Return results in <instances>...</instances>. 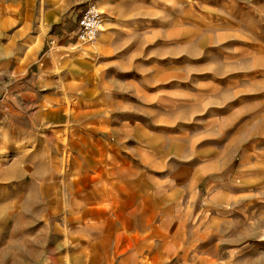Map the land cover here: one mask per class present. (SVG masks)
I'll use <instances>...</instances> for the list:
<instances>
[{
	"label": "rangeland",
	"instance_id": "374dc122",
	"mask_svg": "<svg viewBox=\"0 0 264 264\" xmlns=\"http://www.w3.org/2000/svg\"><path fill=\"white\" fill-rule=\"evenodd\" d=\"M40 1L0 17V264H264V0Z\"/></svg>",
	"mask_w": 264,
	"mask_h": 264
},
{
	"label": "crops",
	"instance_id": "0c3cea01",
	"mask_svg": "<svg viewBox=\"0 0 264 264\" xmlns=\"http://www.w3.org/2000/svg\"><path fill=\"white\" fill-rule=\"evenodd\" d=\"M42 1V2H41ZM39 5H38V9H41L42 7H44L46 4L43 2V0H41ZM17 2H21V4H25V2H28V0H0V17H2V15H6V12L7 14L9 15H12L13 14V18H16L17 19L19 17H21L23 14L22 13H19L17 10L18 8L15 7V4ZM19 7V6H18ZM23 6H20V8H22ZM15 8L17 9L15 11ZM46 8V6L44 7ZM32 9V8H31ZM13 12V13H12ZM17 12V13H16ZM78 16V15H77ZM76 16V18H77ZM39 18V17H38ZM26 19V18H25ZM42 19L45 21V22H48L49 20V16L47 14H42ZM75 24H76V19H75V22H74V27L72 30H70V33L68 36L65 35V37H67L69 40H71V44L72 46H78L79 41L76 40V38L73 36V31H74V28H75ZM69 48V47H68ZM123 174L125 176H131V173H130V170L126 168L125 172H123ZM93 180H90L91 183ZM135 182L138 183L139 180L137 179H134ZM101 189V188H100ZM104 195L103 193V189L100 190V192H95V195ZM122 197V204L121 206H125V200H126V193H123V196ZM81 215H90L91 213L94 212V214H101V219L99 221V223L97 224H94L92 225L91 224V228H92V231L93 232H96V233H100L101 234V241H108L109 240V234H107V231H106V228L107 226L115 221L117 218H120V214L118 211L116 210H107V207L106 208H96L94 210L92 209H88V210H85L82 208V211H81ZM113 213V216L110 215ZM108 214V215H107ZM115 216V217H114ZM145 217L143 215H141L140 213H138L136 215V218L134 220V222L136 224H139V222H142V220L144 219ZM132 221L129 219L128 220V223H131ZM142 227L144 229V231L146 232L144 235L140 236V237H137V239H141V240H146L147 237H151L154 235V233L156 232V228L149 223V221L146 219V223H142ZM95 230H98V231H95Z\"/></svg>",
	"mask_w": 264,
	"mask_h": 264
},
{
	"label": "built area",
	"instance_id": "2783aa9c",
	"mask_svg": "<svg viewBox=\"0 0 264 264\" xmlns=\"http://www.w3.org/2000/svg\"><path fill=\"white\" fill-rule=\"evenodd\" d=\"M103 19V14L96 5L88 4L79 11L73 36L79 42H92L101 30Z\"/></svg>",
	"mask_w": 264,
	"mask_h": 264
},
{
	"label": "bare ground",
	"instance_id": "6f19581e",
	"mask_svg": "<svg viewBox=\"0 0 264 264\" xmlns=\"http://www.w3.org/2000/svg\"><path fill=\"white\" fill-rule=\"evenodd\" d=\"M102 27V26H101Z\"/></svg>",
	"mask_w": 264,
	"mask_h": 264
}]
</instances>
